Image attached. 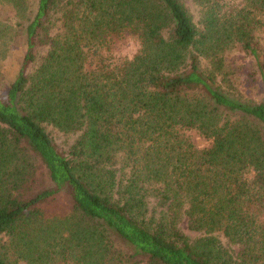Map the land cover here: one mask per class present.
Wrapping results in <instances>:
<instances>
[{"label":"trees","instance_id":"obj_1","mask_svg":"<svg viewBox=\"0 0 264 264\" xmlns=\"http://www.w3.org/2000/svg\"><path fill=\"white\" fill-rule=\"evenodd\" d=\"M36 1L0 0V264H264V0Z\"/></svg>","mask_w":264,"mask_h":264},{"label":"rangeland","instance_id":"obj_2","mask_svg":"<svg viewBox=\"0 0 264 264\" xmlns=\"http://www.w3.org/2000/svg\"><path fill=\"white\" fill-rule=\"evenodd\" d=\"M187 5L190 6L191 12H193L194 21L197 23L200 15L198 8L193 4L192 0L185 1ZM28 4L30 7L26 9V20L29 18H33L37 6L36 0H28ZM28 6V5H27ZM13 18L10 15L9 10L6 8H0V30L4 29L5 21L9 18ZM5 36V35H4ZM0 37V92H3L8 89L9 85L13 82L16 77L20 62L25 53V45L23 39L13 38L11 41L6 43L7 38ZM6 44V45H5ZM264 49V41H261ZM2 47H6L8 52L4 53ZM137 45L132 41H126L123 43H118L113 49V52L118 58H129L137 51ZM5 54V55H3ZM46 130L54 139L60 150L64 153H67L73 144L74 138L69 135H65L60 131L54 129L53 127L46 126ZM196 144L202 148L204 142L200 139H196ZM204 146H207L205 143ZM2 251L5 250L3 246L0 247ZM5 252V251H4ZM10 255V260L14 264H28L26 261H19L12 255V253H8Z\"/></svg>","mask_w":264,"mask_h":264}]
</instances>
